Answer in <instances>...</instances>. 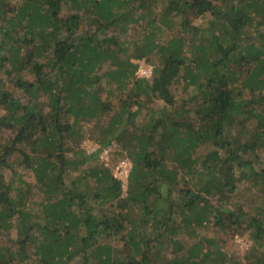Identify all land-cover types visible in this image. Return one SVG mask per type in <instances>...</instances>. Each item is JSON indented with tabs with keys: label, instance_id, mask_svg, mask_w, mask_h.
Instances as JSON below:
<instances>
[{
	"label": "trees",
	"instance_id": "16d2710c",
	"mask_svg": "<svg viewBox=\"0 0 264 264\" xmlns=\"http://www.w3.org/2000/svg\"><path fill=\"white\" fill-rule=\"evenodd\" d=\"M11 230L0 264H264V0H0Z\"/></svg>",
	"mask_w": 264,
	"mask_h": 264
},
{
	"label": "rangeland",
	"instance_id": "374dc122",
	"mask_svg": "<svg viewBox=\"0 0 264 264\" xmlns=\"http://www.w3.org/2000/svg\"><path fill=\"white\" fill-rule=\"evenodd\" d=\"M154 10L158 11L159 8H155ZM62 13L64 14V12H62ZM193 23H196L201 27H206L205 25L207 23V16L194 18ZM137 30H138V24L131 25L130 30H129L130 31L129 36L130 37L134 36L136 34ZM171 32H173V31H169V30L166 31L165 29L160 30V34H161L162 38H166L168 35L172 34ZM125 41L126 42L124 44H126L128 47H130L131 41H129L128 36L127 37L125 36ZM132 61L137 63V68H136L135 74L138 77L149 78L151 76V73H152L153 64H155L157 62V58H156V56L153 55L150 58H143L140 60L132 59ZM106 67H107V65H104L102 71H104ZM29 78H30V76H29ZM15 91H16V93H19L20 90L15 88ZM177 94H182L181 88H179V90L177 91ZM154 105L161 107V106H165V103L162 99L157 98ZM146 117H147V115L145 114V111H142L138 115V117L136 118V122L141 125L146 121ZM84 127L86 128L85 131L87 133L78 142V147L80 149L84 150V152H85L84 154H89L91 151H94L96 148H98L99 145L89 135V132H88L89 130L87 129L89 127V124H84ZM117 149H118L117 144L113 143L111 146H108L107 148H105L104 150H102L99 153L98 160H100V161L104 160L105 162H110L109 152L113 151V150H117ZM73 157H75V155ZM130 166H131L130 160L128 158H124L123 160L118 162L117 165L115 167H113V169H112L113 170L112 172L114 173V175L117 176L119 179H121V182H122L121 185H122L124 193H125V190L127 189V176H126V174L128 173ZM72 172H74V171H72ZM18 173H22L24 175V177L27 179H30V180L32 179V175H30V173H28L27 170H24L21 167L18 168ZM5 174H6L5 178L8 179L10 176L7 173H5ZM12 179L13 178H11V180ZM15 236L16 235H15L14 230H11V231H9L8 236L1 238L2 240H0V241H2L4 246H9V245L11 246L12 241L14 240ZM244 236L245 235L236 236L234 239V242L236 243V245H235L236 252H237L236 255L239 258H242V255L244 254L245 249L249 246V243H250L249 240L247 238H245ZM103 241H106V240L103 239ZM113 241H114V243H117L116 240H113Z\"/></svg>",
	"mask_w": 264,
	"mask_h": 264
},
{
	"label": "built area",
	"instance_id": "2783aa9c",
	"mask_svg": "<svg viewBox=\"0 0 264 264\" xmlns=\"http://www.w3.org/2000/svg\"><path fill=\"white\" fill-rule=\"evenodd\" d=\"M126 176H127V174H126Z\"/></svg>",
	"mask_w": 264,
	"mask_h": 264
}]
</instances>
